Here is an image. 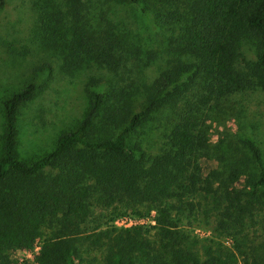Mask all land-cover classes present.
<instances>
[{
    "label": "trees",
    "instance_id": "1",
    "mask_svg": "<svg viewBox=\"0 0 264 264\" xmlns=\"http://www.w3.org/2000/svg\"><path fill=\"white\" fill-rule=\"evenodd\" d=\"M42 1L53 30L41 45L61 73L88 67L112 80L90 79L86 87L105 84V91L93 93L82 121L30 163L16 158L17 113L35 84L2 101L0 264H12V251L31 252L41 228L50 233L31 264H81L91 252L98 264H235L221 245L191 236L180 212L194 207L183 198L208 200L213 231L231 238L246 218L264 214L255 140L225 133L210 146L201 128L209 117L235 113L236 95L264 92V0H114L134 7L158 34V52L146 55L160 62L151 80L138 77L139 51L106 10L92 15L86 0ZM156 115L168 128L154 151L130 142L138 129L152 130ZM200 160L216 166L202 174ZM93 205L116 215L153 212V225L116 230L112 215L91 226ZM260 253L264 264V244Z\"/></svg>",
    "mask_w": 264,
    "mask_h": 264
},
{
    "label": "rangeland",
    "instance_id": "2",
    "mask_svg": "<svg viewBox=\"0 0 264 264\" xmlns=\"http://www.w3.org/2000/svg\"><path fill=\"white\" fill-rule=\"evenodd\" d=\"M4 1V5L0 6V154L3 136L2 101L32 82L35 84L34 97L22 105L17 113L16 147V158L30 163L50 152L59 135L72 130L82 121L91 104L93 93L105 91V84L86 87L90 79H111V76L88 67H82L69 75L61 73L54 55L41 45L42 37H48L53 30L44 15L43 1ZM87 1L91 3L88 4ZM106 3L107 5H103L102 0H99V3L86 0L85 6H90L89 10L93 8L92 15H96L97 10L107 11L108 18L118 25L119 31L126 35L128 43L139 51L138 77L153 79L160 70V62H147L146 55L149 52H158V34L134 7L114 0H108ZM234 100L236 114L233 112L222 119L209 117L201 124V128L206 132L207 142L210 146H216L225 133H244L255 140L264 163V92L247 91L236 95ZM155 117V121L148 124V128L152 130L138 129L135 135L130 137V142L139 140L142 147H149V151H154L161 140L160 131H166L168 128V122L162 115ZM199 164L202 174L216 166L212 160H200ZM182 200L194 205L190 212H180L182 226L189 229L191 236L199 242L209 240L214 245H221L223 251L233 255L235 264L260 262V246L264 244L263 213H255L246 218L242 232L231 238L217 230L213 231L216 217L208 200L199 196ZM91 209V226L96 225L95 219L99 217L97 222L105 225L112 215L115 217L108 224L116 230L135 225H153V212L147 214L142 209L137 214L122 215H116L118 212L113 213L111 209H100L97 205H93ZM49 233V229L41 228L40 236L33 242L31 252L12 251L9 255L12 264H22L23 260L31 264L34 254L39 251L41 241ZM84 257L81 264H98V253L91 252Z\"/></svg>",
    "mask_w": 264,
    "mask_h": 264
}]
</instances>
